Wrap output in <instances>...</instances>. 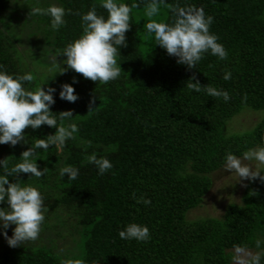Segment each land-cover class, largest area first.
I'll use <instances>...</instances> for the list:
<instances>
[{"label": "trees", "instance_id": "trees-1", "mask_svg": "<svg viewBox=\"0 0 264 264\" xmlns=\"http://www.w3.org/2000/svg\"><path fill=\"white\" fill-rule=\"evenodd\" d=\"M117 2L139 5L131 13L127 47L119 48L118 79L100 84L68 69L24 82L30 91L55 88L50 111L59 125V113L71 110L73 117L63 123H75L79 131L62 151L55 146L37 149L34 160L39 170H49L41 178L24 173L9 177L10 183L36 187L48 211L37 240L16 248L5 241L0 244V264H75L77 260L231 264L234 246L260 251L255 247L257 239L264 242V183L259 179L247 181L241 202L229 204L220 217L190 219L187 213L210 189V173L225 164L227 154L242 157L245 151L264 146V0H166L202 7L206 16L213 17L210 32L228 53L225 60L205 53L193 69L178 64L147 33L145 5L150 0ZM100 4L101 0H0V71L14 78L34 75L29 51L43 48L47 55H58L82 35V15L93 5L98 15L107 18ZM52 5L64 7L66 13L71 9L64 17L66 24L55 31L50 16L31 15L33 7ZM174 18L163 8L154 17L169 24ZM18 44L25 45L19 49ZM46 54L45 61L53 62ZM58 58L66 60L63 55L57 56V62ZM226 72L231 73L227 81ZM193 74L202 86L227 91L229 101L189 90ZM63 84L75 89L79 97L75 103L60 99ZM245 94L247 100L242 102ZM245 107L263 110L260 120L246 132L226 131L227 122ZM55 131L47 125L25 129L28 143L0 144V160L7 158L11 168L36 139H47ZM93 153L107 158L113 168L98 174L97 167L87 162ZM66 166L79 169L77 179L60 176ZM141 197L151 203H137ZM7 207L6 200L0 203V208ZM130 223L148 227L150 239H121L119 231ZM58 239L66 243L59 246Z\"/></svg>", "mask_w": 264, "mask_h": 264}, {"label": "clouds", "instance_id": "clouds-1", "mask_svg": "<svg viewBox=\"0 0 264 264\" xmlns=\"http://www.w3.org/2000/svg\"><path fill=\"white\" fill-rule=\"evenodd\" d=\"M100 7L107 11V18L98 15L96 6L93 5L91 10L82 15V35L52 58L53 63L61 69L60 74L71 69L84 78L100 84H107L120 77L122 69L117 63L119 48L127 47L126 33L131 29V13L139 5L118 3L117 0H101ZM161 8L169 10L175 17L171 24L154 19L160 14ZM66 14H71V9L66 13L64 7L56 5L46 9L39 6L31 9L32 16H50L51 28L54 31L66 24L64 19ZM145 15L149 18L145 28L147 33L154 37L155 45L165 49L169 56L176 57L178 64L186 65L188 69L196 68L205 53H210L221 60L227 59L228 53L224 46L218 43V37L210 32L213 17L206 16L202 7H182L179 4L167 3L166 0H150L145 5ZM60 55L66 57V60L62 61L67 65L66 68H61L57 63V56ZM223 79L226 81L231 79V73L226 72ZM33 80L34 76L31 73L14 78L0 71V144L16 146L20 142L28 143L24 132L29 127L36 130L42 125H47L56 129L54 134L47 136V139H36L31 147L21 153L22 161L11 168L8 166L7 158L0 160V168L3 169V174L0 175V203L6 200L8 205L7 208H0V222L3 229L15 225L11 237L6 231L3 232L8 246L12 248L39 238L48 209L44 204L45 198L36 187L21 186L17 182L10 183L9 177L24 173L41 178L49 170L47 168L39 170L34 160L37 149L47 150L50 146H55L58 151H62L69 140L76 139L75 134L79 131L75 123L67 125L63 123L73 117L71 110L59 113V125L56 116L50 111V106L55 103L53 97L55 88L48 87L45 90L40 86L35 91L26 90L24 82L31 83ZM189 81L187 84L189 90L203 91L210 97L222 98L224 102L230 99L227 91L209 85L202 86L195 74ZM73 83H77L75 78ZM59 97L70 103H75L79 98L69 84L61 85ZM246 100L245 94L242 102ZM94 103L95 98L90 100L88 112L93 109ZM88 143L91 144L90 141ZM225 160L224 170L235 173L237 182L259 179L264 183V175L261 174V168H264V146L249 149L242 157L229 153ZM87 162L95 165L100 175L113 168V164L107 158H98L95 153L87 157ZM251 162H255V167ZM65 175L68 179L75 180L79 175V169L72 166L63 167L60 169V176L63 178ZM241 186L247 187L243 183ZM133 195L135 197V194ZM137 203L149 205L151 201L141 197L137 199ZM118 235L125 240L147 242L150 239V230L146 226L130 223L124 230L119 231ZM262 243L264 242L259 239L255 241V247L260 249L256 252L247 246H234L233 264H261V259L264 258ZM75 264H83V261L77 260Z\"/></svg>", "mask_w": 264, "mask_h": 264}, {"label": "rangeland", "instance_id": "rangeland-1", "mask_svg": "<svg viewBox=\"0 0 264 264\" xmlns=\"http://www.w3.org/2000/svg\"><path fill=\"white\" fill-rule=\"evenodd\" d=\"M39 43V42H38ZM18 48L22 49L25 45L18 44ZM27 48L24 50L28 52ZM30 56L32 58V64L28 62L29 67H34L36 73L33 76H38L40 78L45 77L46 75H53L54 72H60L61 69L55 65L53 62L45 61V49L39 50H32L29 51ZM47 55V54H46ZM23 56V53H22ZM48 60H51L53 56L51 54L47 55ZM23 58V57H22ZM61 68H66L67 65L62 63V60L58 58V62ZM263 110H252L248 107H245L241 110V112L234 115L228 122L226 126V131L232 132H246L252 129L254 125L260 120L262 117ZM247 163V162H246ZM253 167H255V162H251ZM210 177L212 180V184L210 189L207 193L203 196L201 202L194 207L193 209L189 210L187 213V217L190 219H198L204 217H220L223 212L225 211L226 207L232 203H240L241 196L245 187H242L241 184H246L247 180L242 182H237V177L235 173H230L227 170H224V165L220 168L216 169L215 171L210 173ZM10 225L8 229L2 228V222H0V244L5 241L3 232H7L9 237L12 236ZM43 235L42 233H40ZM31 242V241H30ZM29 243V242H26ZM60 244L66 243L65 240L58 239L57 242ZM253 252H256L253 249H250ZM234 253V250H233ZM233 264V260L231 261Z\"/></svg>", "mask_w": 264, "mask_h": 264}]
</instances>
